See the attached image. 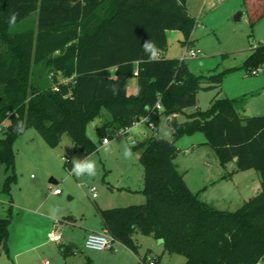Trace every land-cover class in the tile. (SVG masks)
Instances as JSON below:
<instances>
[{
    "label": "trees",
    "instance_id": "1",
    "mask_svg": "<svg viewBox=\"0 0 264 264\" xmlns=\"http://www.w3.org/2000/svg\"><path fill=\"white\" fill-rule=\"evenodd\" d=\"M186 3L0 0V166L14 169L13 145L19 135L13 128L18 119L25 129L36 128L52 147L67 133L76 147L91 154L98 146L86 124L103 109L111 118L96 127L102 139L145 116L158 125L163 112L172 117L176 138L203 131L205 143L217 151L222 165L237 157V170H257L262 189L234 211L215 208L185 182L174 162L176 139L156 132L131 145L144 166L145 202L99 209L105 229L135 253L141 245L136 235L143 232L161 240L165 252L185 255V264H256L264 260V114L243 115L236 99L216 97L208 109L190 113L182 122L177 119V114L198 103L201 88L220 87L225 73L197 74L186 59L164 55L168 30L181 31L184 45L191 41L197 20ZM13 11L18 16L9 23ZM33 12L38 14L35 26L12 29ZM148 39L155 40L160 52L155 61L141 49ZM245 64L251 70L264 64L263 43L253 48ZM51 71L64 76L77 73L72 96H65L67 85L54 88L44 83ZM132 77L137 79L135 94L128 93ZM14 180L11 173L5 192ZM10 222L9 217L0 218V253L8 252ZM60 250L67 257L75 248L61 244ZM143 262H148L146 257L137 264ZM82 264L95 263L86 257Z\"/></svg>",
    "mask_w": 264,
    "mask_h": 264
},
{
    "label": "rangeland",
    "instance_id": "2",
    "mask_svg": "<svg viewBox=\"0 0 264 264\" xmlns=\"http://www.w3.org/2000/svg\"><path fill=\"white\" fill-rule=\"evenodd\" d=\"M186 6L197 20L191 41L184 45L183 33L169 30L168 50L164 55L182 58L190 48L199 49L196 57L186 59L192 71L204 75L225 73L220 87L201 88L198 103L177 114V119L182 122L187 120L188 114L208 109L216 97L236 99V107L241 114H264V64L256 75L250 74L252 66L245 64L253 48L264 44V0H187ZM239 13L241 16L237 20ZM37 15V12H33L29 18L14 24L12 29L21 31L35 26ZM45 77L44 83L51 84V80ZM110 118L109 112L103 109L100 116L86 124L87 134L98 147L101 140L96 127ZM171 119L162 112L157 133L168 140L176 139L178 152L174 162L190 189L200 199L209 200L221 210L234 211L241 207L244 201L237 197L238 192H247L245 182L253 183L252 178L245 180L240 174L223 182L221 176L232 171L235 164L232 161L226 166L221 164L217 151L205 143L203 131L184 133L176 138ZM139 128L145 129L148 136L156 133L148 125L142 124L132 128L127 135L109 137L112 148L109 151L98 149L92 158L100 169L94 177H76L71 173L72 164L65 162V159L71 161L73 157L80 158L81 151H76L67 133L63 134L56 147L50 146L34 127H28L24 134L19 135L13 145L14 169L7 171L4 165L0 166V217L12 218L8 241L10 248L20 246L27 227L34 233L35 243L42 244L31 250L23 263L16 261L14 253L8 255L2 250L0 264H44L45 259H50L53 264H65L66 261L80 264L85 254L96 258L100 256L103 264H137L144 257L148 261L155 259L156 264H185V255L165 252L161 241L143 232L136 235L141 244L138 253L119 242L102 251L85 247L82 226L87 224L93 229H100L98 205L119 207L146 200L143 192L144 166L139 160L138 151L132 150L131 159L123 156L124 148L133 145L130 137L138 134ZM11 173L16 175V180L11 182L7 193L4 185ZM250 173L256 172L251 170ZM51 178H55L59 185L50 183ZM92 185L97 186V198L90 191ZM55 187H59L63 193L54 194ZM107 191L111 194L105 195ZM250 192V197L258 194L254 190ZM104 197L107 203L102 201ZM11 198L12 211L9 206ZM42 201L45 204L40 207ZM68 217H72V220ZM53 222L62 240L47 243V229L50 225L54 228ZM60 244H73L76 254L64 258L59 250ZM25 246H30V243ZM260 262L264 264L263 259Z\"/></svg>",
    "mask_w": 264,
    "mask_h": 264
},
{
    "label": "crops",
    "instance_id": "3",
    "mask_svg": "<svg viewBox=\"0 0 264 264\" xmlns=\"http://www.w3.org/2000/svg\"><path fill=\"white\" fill-rule=\"evenodd\" d=\"M30 17V16H29ZM28 17V18H29ZM169 31V30H168ZM167 31V32H168ZM171 31H174V30H171ZM199 50V49H198ZM158 54L160 55V52H158ZM112 71L114 72L115 71V68H112ZM128 93L129 94H135V93H137V79H136V77H132V78H130L129 79V86H128ZM241 113V112H240ZM249 112H247V113H242L243 115H246V114H248ZM261 115H263V114H261ZM248 116V115H247ZM103 122H101V123H99L97 126H99V125H101ZM142 124H144L143 122H139L138 124H136L135 126H133L132 128L134 129L135 127H140ZM148 136V134L146 133V131H145V129H140L139 128V132H138V134H133V138L137 141V142H139V141H141V140H143L145 137H147ZM100 140H101V144H100V146L97 148V150L98 149H100V150H102V151H104V150H107V151H109V149H111L112 147H111V139L109 138V142H110V144L109 145H104L103 144V139L102 138H100ZM76 148V151L78 152V150L79 151H81V157L80 158H84L87 154H85L84 153V151L82 150V149H80V148H78V147H75ZM96 150V151H97ZM91 154H93L92 155V158H94V156H95V154H96V152L94 151L93 153H91ZM236 161H237V157H234V159L232 160V162L235 164V167H233L232 168V171H230V172H228L227 174H225V175H222L221 176V180L224 182V181H226V180H230V179H233L236 175H240L242 178H244L245 180H247V179H249V178H252V180H253V183H250V182H245V186H246V191L247 192H245V191H243V192H238V198H241V200L242 201H244L245 202V200H247L249 197H250V194L249 193H251L250 191L252 190H254V191H256V193H259L260 191H261V189H262V183H261V179H260V175H259V173H258V171L257 170H255V169H247V170H237V163H236ZM71 162V161H70ZM251 170H255V172L256 173H250L251 172ZM98 171H100V169L98 170ZM244 174V175H243ZM246 176H248L247 178H246ZM102 180L103 181H105V178L103 177L102 178ZM249 181V180H248ZM50 183H52V184H54V185H59V182L55 179V178H51V180H50ZM54 193V192H53ZM63 192H61V193H54V194H57V195H61ZM110 192H106L105 193V195L106 194H109ZM111 194V193H110ZM254 196V195H253ZM94 197V196H93ZM98 197V194L94 197V198H97ZM105 198V197H104ZM103 198V202H105V203H107L106 202V198L104 199ZM203 201H205V202H207L208 204H210V205H214V204H212L209 200H207V199H202ZM44 204H45V202H41L40 203V207H42V206H44ZM105 206H100V205H98L97 206V212H98V214H99V218H100V229H93L92 227H89V226H87V224L86 225H83L82 226V229L84 230V232H83V237H84V242H85V238H86V236H87V234L89 233V232H91V231H101V230H103V229H105V227H104V225H103V222H102V219H101V216H100V213H99V209H106V208H113V207H109V206H107V204H104ZM9 206H10V211H12V209H13V199L11 198L10 200H9ZM115 207H117V206H115ZM215 207V206H214ZM216 208V207H215ZM219 209V208H218ZM0 218H6V217H0ZM9 218L11 219V222H10V224H9V238H10V225L12 224V218L9 216ZM70 220H72V217H68ZM54 224H53V226H54V228L52 227V225H50V226H48V229H47V233H46V237H47V243H49V242H51V243H53L52 241H50L49 240V238H48V232L49 231H51V230H55L56 229V224H55V222H53ZM9 238H8V241H9ZM22 240H21V244H20V246L19 245H17V246H15V247H12V248H10L9 247V243H8V252H6L8 255L10 254V253H14V256H15V258H16V261L18 262V263H23V261H25L26 260V258H27V254H29V252H31V250H35L37 247H39L42 243H35V235H34V233H31V231H30V229H28V227L26 228V232H25V234L24 235H22ZM62 240V239H61ZM30 243V246H25V247H23V245H26V244H29ZM32 243V244H31ZM61 245V244H60ZM60 245H59V250H60ZM70 245H72L74 248H75V246L73 245V244H70ZM76 250V249H75ZM74 250V253H72L71 254V256H73V255H75L76 254V251ZM60 252H61V250H60ZM61 254H62V252H61ZM64 256V255H63ZM93 256L94 255H89V254H85V257L83 258V260L81 261V262H79L80 264H82L84 261H85V259H86V257H90V258H92V260L94 261V263L95 264H103V259H101L100 258V256H98V258H96V256H94L95 257V260H94V258H93ZM64 258H65V256H64ZM18 259L19 260H21V262H19L18 261ZM66 261V260H65ZM53 264V263H52ZM65 264H69L68 263V261H66L65 262Z\"/></svg>",
    "mask_w": 264,
    "mask_h": 264
},
{
    "label": "built area",
    "instance_id": "4",
    "mask_svg": "<svg viewBox=\"0 0 264 264\" xmlns=\"http://www.w3.org/2000/svg\"><path fill=\"white\" fill-rule=\"evenodd\" d=\"M199 50L190 48L187 53L182 57L184 59H187L188 57L194 58L198 55ZM159 56V54H158ZM261 71V68L254 69L250 72V74L256 75ZM135 74H138V69L135 70ZM49 78L51 80V85L54 88H57L58 85H67L68 86V93L65 95L66 97L72 96V89L77 83V73L74 72L70 76H64L61 71H51L49 73ZM156 107L158 109L162 108V105L160 102H157ZM139 122H143L144 124L151 127L155 132L158 131V125L151 120L149 116L142 117L138 121H135L132 126H128L125 128H122L116 132L117 134H124L127 135L130 133L133 126L138 124ZM107 138V137H106ZM132 139L131 143L136 144V140L130 137ZM104 139V138H103ZM109 140V138H107ZM66 162H70L69 159H66ZM90 191L93 193V196L95 197L97 195V186L92 185L90 187ZM54 193H61V189L59 187H55L53 190ZM48 238L52 242H59L62 239V236L60 233L56 232L55 230H51L48 232ZM116 242L115 238L108 232L107 229H103L101 231H91L87 234L85 238V247L88 249L93 250H107L113 246V243ZM44 264H52L50 259H45ZM142 264H156V260L152 259L148 262H143ZM256 264H261L260 260Z\"/></svg>",
    "mask_w": 264,
    "mask_h": 264
},
{
    "label": "clouds",
    "instance_id": "5",
    "mask_svg": "<svg viewBox=\"0 0 264 264\" xmlns=\"http://www.w3.org/2000/svg\"><path fill=\"white\" fill-rule=\"evenodd\" d=\"M18 13L13 11L10 14L9 23H14L17 19ZM141 49L144 53V55L147 57L148 60L155 61L158 57V48L156 45L155 40L148 39L144 41V43L141 46ZM113 94H116L117 89L115 86L112 87ZM25 123L22 120H17L13 131L17 135H22L25 132ZM104 145H109V140L105 137L103 139ZM110 150V149H109ZM93 154H87L84 158H77L73 157L71 160L72 168L71 173L75 175L76 177H82V176H89L94 177L98 173V165L97 161L92 159ZM123 156L126 159H131L133 156L132 152V146H126L123 151ZM66 162V159H65Z\"/></svg>",
    "mask_w": 264,
    "mask_h": 264
},
{
    "label": "water",
    "instance_id": "6",
    "mask_svg": "<svg viewBox=\"0 0 264 264\" xmlns=\"http://www.w3.org/2000/svg\"><path fill=\"white\" fill-rule=\"evenodd\" d=\"M240 16H241V14H240V13H239V14L236 16L237 20H239V19H240ZM246 115H248V116H251V114H250V113H248V114H246ZM159 241H161V240H159Z\"/></svg>",
    "mask_w": 264,
    "mask_h": 264
}]
</instances>
